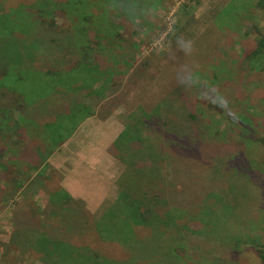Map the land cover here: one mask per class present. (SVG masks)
<instances>
[{"label":"rangeland","instance_id":"obj_1","mask_svg":"<svg viewBox=\"0 0 264 264\" xmlns=\"http://www.w3.org/2000/svg\"><path fill=\"white\" fill-rule=\"evenodd\" d=\"M35 1L0 0V4L4 3L5 13H12L11 10L19 6L26 7L28 13V8ZM60 1L62 4L70 2L77 7L81 3L80 0ZM145 2L148 5L145 12H140L141 0L110 2L100 25L86 22L91 16L82 12L76 14L75 20L73 15L67 13L68 19L62 14L54 18L53 31L61 30V33L58 32L61 43L72 46L74 40L78 42L79 38L68 31L72 25L74 29L79 26L85 28L90 35L88 40L83 38L84 46L68 50L64 56H60L56 47L60 42H48L38 29L26 36L25 44L15 37L0 44V55L5 59L1 62L14 61L24 65L22 69H25L19 72L13 69V76L5 81L0 78L7 91L14 95L19 92L28 95L30 100L50 104L47 109L51 113L47 112L43 119H34L38 127L43 123L56 126L68 118H72V124L77 119L81 120L75 114L70 115L64 107L67 102L80 99L81 96L72 92L70 86L74 87L73 83L77 81L78 86L82 85V81L86 82L80 75V66H85L89 75L84 78L91 84L90 88L86 86L87 90L82 92V96L88 97L91 90H97L98 94L92 96L100 103L107 97L99 108L103 109L105 115L121 116L124 134L119 144L129 154H134L132 159L127 155L126 159L132 160L127 167L117 158L119 173L134 164L138 169L144 167L141 168L145 171L142 174L154 176L157 180V183L136 180L130 176L132 170L127 169L118 188L114 183L113 188L119 194L126 191L129 194L127 197L145 205L153 204L149 197L157 189H165V195L170 192L175 198L174 202L162 199L154 201L159 209V221H164L166 216L175 228L164 231L161 228H136L135 235L138 240H143V249H132L134 239L129 236L127 228L120 231L114 226L110 235L115 239L122 236V247L114 242L105 246L90 240L86 244H75V241L74 246L100 252L114 264H262L256 244L264 242V148L258 141L264 140V82L253 84L255 88L252 91L248 87L243 88L245 80L242 72L250 69L248 61H243L241 57L231 59L234 54H241L247 49L250 42L264 39V12L255 9L257 0ZM230 6L239 20L234 19L230 33L220 32L214 20ZM91 10L95 15L98 12L96 8ZM36 38H43V48L37 59L31 60L37 53L32 48V41ZM156 40L160 41L159 45L154 43ZM180 40L192 42L190 52L186 53L178 46ZM50 67L60 71H56L55 76L47 75ZM16 77H20L22 83L16 82ZM182 86L186 87L182 89ZM239 86L241 89L235 90ZM67 87L69 91L58 98V93H64L63 89ZM44 89L45 95L42 94ZM178 89L180 92L183 90V96L175 98L173 94L178 93ZM106 105L110 108H106ZM29 108L34 112L33 108ZM91 108L83 110L85 116L82 119L87 116V111L91 114L94 112ZM22 120L18 123L13 116L0 115V147L4 149L2 145L8 141L13 143L9 153L0 151V157H3L1 162L5 164L0 165L5 169L3 173L0 169V189L5 193L8 190L5 184L10 183L11 178L20 181L27 175L29 179L32 175L34 178L42 176L45 171L37 170L35 174L34 168L46 162V152L51 158L54 151L60 150L66 142L63 139L56 144L63 138L62 128L54 144L46 140V135L41 142L40 128L29 127L30 122ZM206 124L211 127L205 128ZM77 126L78 121L72 128L73 132ZM21 128L24 129L22 135ZM130 140L133 142L129 143ZM143 140L147 142L146 146L151 143L150 147H158L161 151L157 159L159 165H155V175L150 172L151 163L156 161L153 159L155 156H150L146 151L141 153L137 144V141L140 143ZM37 147L45 150L42 155L35 153ZM12 156L13 160L10 159ZM48 167L46 173L50 179H45L42 184L39 181V189L26 191L25 204L19 197L0 201V264H38L29 253L11 246L10 240L22 225L15 221L18 211L29 208L40 221L46 218L49 196L59 192L58 181L62 177V173L50 169L49 164ZM181 190L183 192L178 196ZM33 191L36 194L29 200ZM209 193L216 196L214 206H219L218 202L221 201L225 207L216 210L213 218H207L206 224L198 219L200 225L194 221L196 218L191 211H198L201 208L198 206L203 197L201 195ZM118 196L107 197L102 202L101 211L104 213L108 210V218L118 217L116 214L120 215V210L127 208V197L117 200ZM161 197L164 198V195ZM176 198L185 201L181 207ZM58 203L57 200L55 204ZM208 203L210 201L205 198L202 207ZM76 207L81 211L80 207ZM80 214L83 215L82 212ZM94 215L88 214V223H92ZM102 226L106 227L105 224ZM153 227L159 226L154 224ZM183 228L197 234L192 237L190 232L184 230L183 236L178 231ZM86 230L87 235L92 233L89 227ZM156 231L157 234H154ZM124 244L129 246H126L128 250H124ZM187 245L189 251L185 255L182 248ZM4 248L7 251L3 252ZM131 254L136 257L133 258ZM130 258L133 260L124 262Z\"/></svg>","mask_w":264,"mask_h":264},{"label":"trees","instance_id":"obj_2","mask_svg":"<svg viewBox=\"0 0 264 264\" xmlns=\"http://www.w3.org/2000/svg\"><path fill=\"white\" fill-rule=\"evenodd\" d=\"M115 1L117 0H80L81 3L79 7H77V6H74V4H71L70 2H68L67 4L66 3L62 4L60 0H37L35 1L34 4H32L28 8V13L27 11H25L27 8L24 6H19L16 10H11L12 13L10 12L5 13L3 12L4 3H2L0 4V44H2L5 41H9L13 37L22 39V41L20 42L22 44H25L26 36L34 32L36 29H38L40 30V32H42L45 35L46 37L45 39H47L48 42L50 43H53V41L60 42L59 44L56 45V47L59 48V51L61 53L60 56H64L66 51L79 49L80 47L84 46L85 40L83 38L88 40L90 35L88 34V31L85 28L79 26V27H76V29H74L72 25V28H69L68 31H70L71 34L73 33L76 38H79L78 42L74 40V44L72 46H69L66 42L61 43L60 39H58L61 37L59 36V33H61V30H58L57 32L53 31V28H55V25H53L52 20L56 17L59 18L61 14L64 15L63 17L67 19H68L67 14L71 16L73 15L72 16L74 17L73 20H75L76 14H78L79 12H82L81 14H88L91 16L86 22L91 21L92 25H94V23H96L97 25H100L102 21L104 20L105 13L108 11V9L105 10L106 7H108V4H110V2L114 4ZM145 1L146 0H141L142 6H141L140 12H145L147 10L148 5ZM94 3H98V4H94ZM87 4H90V5H87ZM255 5H256L255 9H260L264 12V0H257V2H255ZM93 8H96L98 11L96 15L91 10ZM234 19L239 20L238 17L236 18V14L234 15V10L230 6L228 8H225L218 14V16L214 20V25L216 26L218 31L224 32V33H227V32L230 33L229 32L231 28L230 25L234 22ZM50 34L57 35V36L52 37ZM32 43H33L32 48L38 54L35 53V55L31 57V60L37 59V55H39L40 52L42 51L43 38L42 39L36 38L32 41ZM238 57H241L243 61H248V65L250 69L248 70V72H242L244 76L243 79L245 80L244 82L242 81L245 84L242 87L243 88L248 87L247 89L249 91H252L255 88V86H252L253 84L255 85L258 83L257 85H259L264 82V39H259V40H256L255 42H250L247 49H244L241 54L240 53L234 54L231 60L236 59ZM1 60H5V59L0 55V78L2 77L4 81L5 79L10 78V76H13L11 72L13 73L15 69L17 70V72L25 70V69H22L24 65H21L20 63H17L14 61L2 63ZM65 68L66 67H64L63 69ZM30 69L32 70V68ZM48 69L49 70L46 71L47 75L55 76L57 74L56 71H60V69L54 70V68H51V67ZM33 71H35V69ZM87 72H88V69H86L85 66L83 65L80 66V75H82L84 81L86 82L82 81V85L78 86L79 82L77 81L76 83H73L74 87L70 86L72 92H75L77 96L78 95L81 96L79 100L75 99L65 104L64 108L67 109L68 112H70V115L75 114V116L77 117L85 116L84 111H83L85 108L92 107L91 110H93L98 105V102H97L98 99L95 98V96H92L98 92L97 90L92 91L90 89L91 91L87 94L88 97L82 96V92L87 90V87L90 88L89 85L91 84L90 82L87 81L86 78H84V77H87V75H89ZM59 73L60 72H58V74ZM20 77L22 76L20 75ZM20 77H16L17 79L16 82L22 83ZM2 79H0V115L4 114L5 116L8 114L10 115V118L13 116L14 119L17 118L18 123L23 121L22 119H25V120L27 119L30 122L29 124L27 123L28 126L38 127L37 122L31 118H35V116L38 118L41 116V119H43L44 116L47 115V112H50L47 109V107L50 106L49 102L39 103L36 100H30L28 95H25V94L23 95V94H20L19 92L16 93L17 96L14 95L13 92H12L13 94H11L10 93L11 91L10 92L7 91V88L4 84V81H2ZM260 80H263V81H260ZM107 81L109 82V80ZM106 85L108 84L106 83ZM182 87H183L182 89H184L186 86H182ZM239 87L235 88V90L239 91V89H241V86ZM67 89L69 88L67 87L66 89H63L64 93L55 92V94L58 93L59 95L58 98H59L61 94H66L65 92L69 91ZM45 90L46 89H44L42 94L46 92ZM182 91L180 92V90L178 89L177 91L178 93H174V94L172 93V94L175 98H179L180 95L183 96L181 94ZM176 94L178 96H175ZM193 95H195V93ZM29 107L33 108L34 112H32V109H30ZM88 114H91V112L87 111V115ZM45 125H44L45 127L44 130L48 131L46 140L49 139V141L52 144H54V142L56 141L57 135L61 132V125L59 124L55 126L51 123H49L48 125L46 123ZM207 127H211V125L206 124L205 128ZM21 129L23 130L21 132V135H22L24 133V129L23 128ZM16 134H20V133L16 132ZM182 139H185V138H182ZM258 141L262 145V148H264V140L259 139ZM8 142L2 145L4 149L0 147L1 152L6 151V153L7 152L9 153L10 147L13 145V143L12 142L8 143ZM59 142L60 140H58L56 144H58ZM131 142L133 141L130 140L129 143ZM137 144L139 145V148L141 149L140 150L141 153L142 151L144 152L146 151L148 154H150V156H155L153 159L156 161L151 163V168H150V172L155 175L156 173L155 165L156 164L159 165L157 159L159 160V155L161 151L159 150L158 147L157 149L150 147L151 143L148 144L149 146H146L147 142L145 140L141 141L140 143H138L137 141ZM147 148L149 149L147 150ZM124 149L125 148L123 146L119 145L118 155H115V157L118 158V160L121 161L123 164H125L127 167L128 163L131 164V161H132L130 159H129L130 161L126 159L127 155L131 156V159H132L134 158V154L132 153L129 154L128 151ZM13 157L14 156H12L10 159L13 160ZM1 158L3 157H0V165L2 163ZM3 166H5V164ZM136 167L137 165L133 164L131 165V167L127 168L129 170H132L130 172V176H132L136 180H144L150 183H157V180L154 179V176L150 177L146 173H145L146 175L142 174V172H145V171H142L141 168H144V167H141L140 169ZM3 168L4 167L0 166V169L2 170L1 173H3L5 170ZM127 169L125 170L124 174L126 173ZM49 179L50 178H47V180ZM9 181L10 183L8 182V184H5L6 190L8 189L7 191L5 190L6 193L3 192V189H0V201L1 202L9 201L10 199L13 200L19 197L24 200L23 204H25L24 197H25L26 191L32 190L33 188L35 190L39 189L40 180L37 177L32 178L29 181L28 175H27L26 177L22 178V180L20 181H17L16 178H11ZM40 182L42 184L44 181H40ZM40 188L42 189V187ZM169 188H170V184H169ZM180 192L181 193H177L178 196H180L183 191L181 190ZM35 194L36 192L33 191L30 194L31 198H29V200L32 199V196H34ZM167 194L165 195V189L162 191L160 189L159 190L157 189L149 197L150 203H153V204L145 205L142 202L135 201L132 197L130 198L127 197L129 194L126 191L125 192L121 191L120 194L118 193L119 196L117 197V200L123 197L125 198L127 197L126 198L127 208L125 209L123 207L124 210H120L121 214L120 215L116 214L118 215V217H115L114 219L108 218L109 216L107 215L108 210H106L104 213L101 211V213L96 214L94 219L92 220V223L91 222L88 223L89 213L85 210L84 204L81 201L72 199L71 197L66 195L64 192H62V190L60 189L59 192H55L53 195L49 196L50 198L49 199V212L46 215L45 219H42L40 221L39 218L37 217V214L29 208L26 211L20 210L17 213H15L16 214L15 221L17 223L20 222L22 225L19 223L21 225V228L19 231L16 232L13 239L10 240L11 241L10 245L13 247H16L18 250L29 253L30 256H32L31 258H33L34 260L36 259L38 264H114L104 255H102L100 252L98 253L93 250H89L87 248H80V247L74 246L75 241H77V243L75 244H78L80 242H83L84 244H86L90 241H95L99 243V245H105V246L114 242L116 243V245H119L122 247V244L124 243L122 240V236H118V238L115 239V238H112L113 236H111L110 234L113 231V226L117 227L120 231H122V229L126 227L128 230L129 236L134 239L133 241L134 243L132 244L131 248L132 249H136V248L143 249V240L141 241L138 240V238L135 235L138 227H142L143 229L145 228L146 230L148 228H153V229L161 228L162 231L166 229L169 230L170 228H175L174 226H172L173 222H170L171 220L170 218L165 216L164 221L160 222L159 221L160 218L157 217L159 215V209L156 207L157 204H155L154 201L158 199H162L163 201L168 202V200H170L174 202L175 200V198L172 196L173 194L171 195L170 192ZM161 195L162 196L164 195V198L161 197ZM201 196L203 197L201 198L200 204L198 205V206H201V208L198 211L196 209L191 211L192 213H194L193 216L196 218L194 219V221H197L200 225L201 223L198 221V219L204 220L202 224H206L207 218H210V217L213 218L214 212H216V210H221L223 207H225L224 203L221 201L218 202L219 206H214L213 205L214 202H217L215 198L216 196L213 197L210 193L202 194ZM205 198H207L210 201V203L205 204V207H202V202ZM57 200L59 201V203L55 204ZM176 200H177V203L180 205V207H181V204H184L185 202V201L180 200L179 198H176ZM141 203L143 204V206H141ZM76 206L80 207L81 211ZM204 209L206 210L204 211ZM80 212H82L83 215L85 216L80 214ZM201 212H204L203 215L200 214ZM78 223H81L82 226L83 225L85 226L81 227V225H79ZM103 224H105L106 227L102 226ZM154 224H157L159 227H153ZM193 224L196 225V223H193ZM87 227H89L90 230H92V233L90 235L86 234V232H88L86 230ZM184 230L186 232L188 231V228L178 229V231L182 233L183 236H185V234L183 233ZM188 232H190L191 235H193L192 237H194L197 234L195 231H192V230H189ZM154 234H157V231ZM127 244H130V243L128 242ZM127 244L123 245L124 250H128L129 246ZM126 246H128V248H126ZM188 248H189L188 245L187 247L182 248V251L184 252L185 255H188V251H189ZM256 248H257L258 257L260 258L262 264H264V242L260 244H256ZM154 250L156 251L157 248H154ZM4 251H7V249L4 248L3 252ZM131 255L134 258L135 255L133 254ZM133 258H130L124 262L129 263L131 260H133ZM206 258H209V257H206Z\"/></svg>","mask_w":264,"mask_h":264},{"label":"crops","instance_id":"obj_3","mask_svg":"<svg viewBox=\"0 0 264 264\" xmlns=\"http://www.w3.org/2000/svg\"><path fill=\"white\" fill-rule=\"evenodd\" d=\"M105 98L107 99V97ZM101 103L98 101L92 114H88L83 119L84 116L78 117L81 120L77 119L79 126L74 132L72 128L77 124V121L72 124L70 123L72 118H68L64 122H60L63 130V138L60 141L66 139V142L60 147V150L54 151L51 158L46 152L44 156L46 162L34 168L35 174L37 170L45 171L42 176H39L40 178L38 177L40 181L47 179L48 164L53 171L62 173V177L58 181V188H61L62 192L72 199L81 201L86 211L95 215L101 213L102 202L105 198H116L118 194L116 188L120 185L122 174H124V172L119 173L120 164L117 165L119 161L115 157L118 155L119 145H121L119 141L124 134L121 116L119 114L105 115L103 109L99 108ZM105 107L110 108L107 105ZM39 118L41 116L31 119L39 120ZM44 125L39 126L41 142V138L44 135L47 136ZM70 133H72L71 136H69ZM46 136L44 137L46 138ZM43 151L45 150L42 147L35 148V153L39 155H42ZM32 178H28L29 181ZM113 183L116 188H113ZM112 189H114L113 192Z\"/></svg>","mask_w":264,"mask_h":264},{"label":"clouds","instance_id":"obj_4","mask_svg":"<svg viewBox=\"0 0 264 264\" xmlns=\"http://www.w3.org/2000/svg\"><path fill=\"white\" fill-rule=\"evenodd\" d=\"M153 14V13H152ZM171 23V21H170ZM157 45H159L160 41L156 40L154 41ZM178 46L182 48L186 53L190 52L192 49V42L189 40H180L178 41Z\"/></svg>","mask_w":264,"mask_h":264}]
</instances>
